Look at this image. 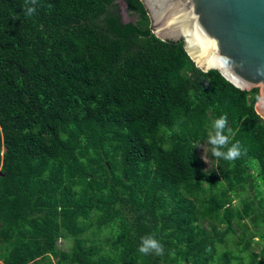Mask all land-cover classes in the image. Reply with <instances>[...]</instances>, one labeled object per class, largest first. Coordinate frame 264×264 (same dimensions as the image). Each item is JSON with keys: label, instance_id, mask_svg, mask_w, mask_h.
<instances>
[{"label": "trees", "instance_id": "obj_1", "mask_svg": "<svg viewBox=\"0 0 264 264\" xmlns=\"http://www.w3.org/2000/svg\"><path fill=\"white\" fill-rule=\"evenodd\" d=\"M29 6L0 0V264H264L257 89L155 38L139 0ZM224 114L233 162L209 143Z\"/></svg>", "mask_w": 264, "mask_h": 264}, {"label": "water", "instance_id": "obj_2", "mask_svg": "<svg viewBox=\"0 0 264 264\" xmlns=\"http://www.w3.org/2000/svg\"><path fill=\"white\" fill-rule=\"evenodd\" d=\"M139 1L151 34L182 41L195 68L215 70L239 90L257 89L254 112L264 120V76L257 74L264 66V0Z\"/></svg>", "mask_w": 264, "mask_h": 264}, {"label": "clouds", "instance_id": "obj_3", "mask_svg": "<svg viewBox=\"0 0 264 264\" xmlns=\"http://www.w3.org/2000/svg\"><path fill=\"white\" fill-rule=\"evenodd\" d=\"M36 2L37 0H26V4L33 5L26 7L25 9L28 16H31L35 12L36 9L34 5ZM224 64H227V61H224ZM212 67H218V65H212ZM257 74L264 76V66L257 69ZM212 128L213 132L209 133V143L212 145V155L214 157L233 162L236 159H239L242 155L246 154V149H242L239 141L230 143L231 135L226 134V130L228 128L227 114L221 115L219 118L215 119ZM138 251L144 255L155 253L159 256L163 255L164 246L158 239L155 238L154 235L150 234L141 237V243Z\"/></svg>", "mask_w": 264, "mask_h": 264}, {"label": "rangeland", "instance_id": "obj_4", "mask_svg": "<svg viewBox=\"0 0 264 264\" xmlns=\"http://www.w3.org/2000/svg\"><path fill=\"white\" fill-rule=\"evenodd\" d=\"M116 3H117V10H118L121 22L122 23H133L135 21V16L127 11L125 4L121 1H117ZM208 153L209 152L205 145L198 146V154L201 160L203 161L204 169L206 170L210 169L213 166L212 161H210L208 157ZM106 234H107L106 230L100 232L101 237L107 236ZM69 245L70 243L68 242H62V241L59 242V248H62L64 250H66Z\"/></svg>", "mask_w": 264, "mask_h": 264}]
</instances>
